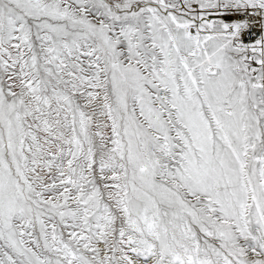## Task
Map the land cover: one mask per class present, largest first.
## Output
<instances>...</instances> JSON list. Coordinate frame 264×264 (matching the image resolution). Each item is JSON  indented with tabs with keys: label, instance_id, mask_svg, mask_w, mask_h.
I'll list each match as a JSON object with an SVG mask.
<instances>
[{
	"label": "snow or ice",
	"instance_id": "obj_1",
	"mask_svg": "<svg viewBox=\"0 0 264 264\" xmlns=\"http://www.w3.org/2000/svg\"><path fill=\"white\" fill-rule=\"evenodd\" d=\"M0 264H264V0H0Z\"/></svg>",
	"mask_w": 264,
	"mask_h": 264
}]
</instances>
